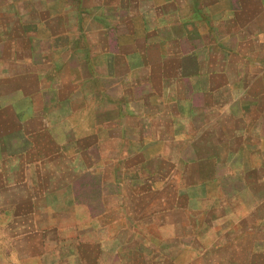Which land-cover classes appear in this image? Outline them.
Instances as JSON below:
<instances>
[{
    "label": "crops",
    "instance_id": "crops-1",
    "mask_svg": "<svg viewBox=\"0 0 264 264\" xmlns=\"http://www.w3.org/2000/svg\"><path fill=\"white\" fill-rule=\"evenodd\" d=\"M0 264H264V0H0Z\"/></svg>",
    "mask_w": 264,
    "mask_h": 264
}]
</instances>
